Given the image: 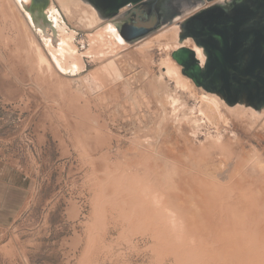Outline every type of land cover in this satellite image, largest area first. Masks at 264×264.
<instances>
[{"label":"rangeland","instance_id":"rangeland-1","mask_svg":"<svg viewBox=\"0 0 264 264\" xmlns=\"http://www.w3.org/2000/svg\"><path fill=\"white\" fill-rule=\"evenodd\" d=\"M23 12L0 0V165L26 180L0 264H264V115L183 121L198 91L159 78L164 38L86 64L115 57L125 79L55 75Z\"/></svg>","mask_w":264,"mask_h":264},{"label":"bare ground","instance_id":"bare-ground-1","mask_svg":"<svg viewBox=\"0 0 264 264\" xmlns=\"http://www.w3.org/2000/svg\"><path fill=\"white\" fill-rule=\"evenodd\" d=\"M14 2L16 3V5H18V7H20V9L22 11L25 12V16H26L25 18L28 19V22L32 28L31 29L27 23H23L26 30L28 31L27 33L30 34V40L32 42L31 44L34 46V49L36 50V54H37L36 58L38 59V61L42 65L46 64V67L49 70H51L55 75H57L56 73H59V74L63 75V77L65 76V77H69V78H77L78 76H80V74L83 71L87 72V70H84V69L86 67V64L89 62H92L94 60L99 61L101 58L103 59V58H107L109 56H115L116 54H119L120 52H122L124 50H127V49L129 50L132 47L134 48V46H136V45H143V44L149 45V43H151L155 39H156V41H159V38L161 40L164 38L163 41H166V43H163V44L159 43V44H161L159 46H161L162 48L168 47V48H166L169 50L168 55H170L175 50H178L179 48L188 47V48H191L192 50H194L196 57L199 60L201 65H203L205 62V55H204L202 49L197 47L191 38H186L183 41L179 40L180 30H179L178 24L180 21L172 23L171 25L164 27L163 29L152 34L151 36H149V37H147V38H145V39H143V40H141V41H139V42H137L131 46H128L126 43H123L121 41V39L119 38L115 29L111 25H106V21L99 19L95 10L91 6L83 3L81 0H49V4H48L47 8L43 12L44 19L42 16H39L38 13H35V15H33L29 11L30 0H14ZM216 2H217V0H214L211 3H207V5L213 4ZM16 9H17V7H16ZM125 10H127V9L126 8L121 9L120 13L124 12ZM59 16H61L63 18V21H64L63 23H60V22H62V20L59 18ZM79 31H81L83 33L81 34V33H79ZM37 36H40L41 40L39 38H37ZM152 44H153V42H152ZM152 44H150V45H152ZM137 49H139V48H137ZM150 50H151V48H150ZM145 51H146V48H145ZM139 52L141 53V51H139ZM160 52H162L161 49H160ZM143 53H145V52H143ZM166 53H167V51H166ZM127 55H130V53H128ZM148 55H147V57H148ZM124 56H125V54H124ZM131 56L132 57L136 56V53L134 55V52H133V55H131ZM140 56L142 57V54H140ZM162 57L164 58V56H162ZM162 57H161V59H162ZM87 58L89 60L85 61V59H87ZM135 58L138 59V56ZM150 58L151 57H149V60H150ZM147 59L148 58H146V61H147ZM151 59H153V58H151ZM129 60L132 61L131 58ZM158 61H159L158 65H160V68H161V77H159V78H161V80L165 79L169 83L171 82L172 84H174L175 86L174 85L173 86L176 87L178 89V91L180 90L179 93L180 92H186V91L188 92L189 89L193 90L194 89L193 86L196 88V91H198V93L196 92L198 94V97L196 96V98L198 99V103L193 104V105H196L197 108H196V110L192 109V108H188V110L186 112H184V114H183V118H184L183 121L188 120L189 123L196 126L197 128H199V126H201V124H204L205 126L206 125H212V126L218 127L221 124L227 123L229 118H227L228 115H226V114H228V113L229 114L235 113V115H236V113H242V114L246 115L247 117L253 119L254 121L259 120L260 117H262L264 115V108L260 111H256V110H253V108L247 107L243 104L228 105L218 95L207 92V91L203 90L202 88L195 86L194 83L191 81V79H189L188 77L184 76L181 73V66H179L175 62V60L172 59V57L170 58V56H167V57L165 56L164 59H162L161 61L160 60H158ZM134 62H136V61L134 60ZM144 62H145V60L143 58V63ZM141 63H142V61H141ZM150 63H152V60ZM136 64H137V62H136ZM138 65H140V63H138ZM98 66L99 67H97L98 69L96 72L94 70H93V72L89 71L85 74L83 72L84 75L79 77L80 80L92 84V83H97V81L99 80V77H105V78L108 77V79L110 81H113V82L122 78V74H121L122 70L120 71V69H119L120 67L117 64L115 57L108 58L107 60H105L103 63H101ZM140 66L142 67L143 65H140ZM144 67L145 66H143V68ZM146 72H148V71H145L144 73H146ZM149 74H150V72L148 73V76H149ZM122 79H125V78H122ZM148 79H151V78L149 77ZM153 79H154V77H153ZM153 79H152V81L150 80V82H152V84L154 82ZM70 80H72V79H70ZM129 80H131V79L129 78ZM158 81H160V79ZM134 83H135V81H134ZM152 84L150 86H152ZM158 84H159V86H160V84L162 86V82H160ZM163 85H165V83H163ZM143 86L145 87V84H143ZM146 86H148V85L146 84ZM156 87L158 88V85L153 86V90L151 89V91L153 92L154 88H156ZM163 88L166 89L165 86ZM99 90H100V88H99ZM159 91H161V95L165 94L164 93L165 90H159ZM162 91H163V94H162ZM152 92H150L151 97H153ZM189 92L192 93L193 91L190 90ZM189 92H188V95H189ZM157 93H155V94H157L156 97L158 99V97H160L161 95L158 91H157ZM168 93L169 92H167L166 95H168ZM196 93H194V94H196ZM166 95H163V96H166ZM173 95L175 96L176 94H173ZM180 95H182V94H180ZM192 95H193V93H192ZM192 95L189 97L191 98ZM177 96H176V99H177ZM178 98H181V97H178ZM104 99H102V100H104ZM153 99H156V98H153ZM164 99H162V100L159 99V100L163 101ZM135 100L137 101V99H135ZM156 100H155V102H156ZM169 100H167V98H166L165 101L167 102ZM182 100H184V99L182 98ZM111 101H113V100H111ZM152 101H154V100H152ZM178 101L180 103L181 99ZM157 102L155 105L158 104ZM174 102H175V99H173V103ZM194 102H196V100ZM163 103H164V101L162 102V104ZM183 103H185V102H183ZM192 103H193V100H192ZM135 104H138V103H135ZM164 104L162 106H164ZM159 105L161 106V104H159ZM169 105H170V103H169ZM186 105H185V108H186ZM170 107H171V109L174 108V107L172 108V105ZM182 107L184 108L183 105H182ZM157 108H158V106H157ZM164 108H166V107H164ZM180 108H178L179 111H180ZM183 108H181V110H183ZM178 109H177V111H178ZM173 110H175V109H173ZM193 110H195V113H196L195 116L191 115L194 113ZM229 116H231V115H229ZM236 117H238V114L236 115Z\"/></svg>","mask_w":264,"mask_h":264},{"label":"water","instance_id":"water-1","mask_svg":"<svg viewBox=\"0 0 264 264\" xmlns=\"http://www.w3.org/2000/svg\"><path fill=\"white\" fill-rule=\"evenodd\" d=\"M81 1L91 6L106 25H111L128 46L180 21L179 40L191 38L205 55L201 65L191 48L182 47L172 52L171 57L181 66V73L195 86L218 95L228 105L243 104L256 111L264 108V34L256 30L246 51L248 62L240 65L238 40L220 41L217 2L207 5L214 0ZM48 4L49 0H30L29 11L43 17ZM248 6L258 20L264 15V0H249ZM123 8L127 10L120 13ZM59 18L63 23V18ZM37 38L41 40L40 36Z\"/></svg>","mask_w":264,"mask_h":264},{"label":"snow or ice","instance_id":"snow-or-ice-1","mask_svg":"<svg viewBox=\"0 0 264 264\" xmlns=\"http://www.w3.org/2000/svg\"><path fill=\"white\" fill-rule=\"evenodd\" d=\"M249 0H217L219 16L216 24L221 43L229 38L238 40V63L246 65L248 56L247 49L254 40L256 30L264 34V15L259 20L249 9Z\"/></svg>","mask_w":264,"mask_h":264},{"label":"crops","instance_id":"crops-1","mask_svg":"<svg viewBox=\"0 0 264 264\" xmlns=\"http://www.w3.org/2000/svg\"><path fill=\"white\" fill-rule=\"evenodd\" d=\"M26 180L6 165H0V227L9 226L25 200Z\"/></svg>","mask_w":264,"mask_h":264}]
</instances>
